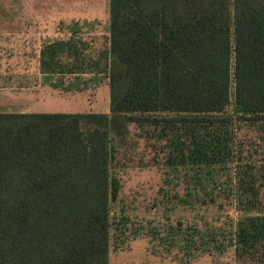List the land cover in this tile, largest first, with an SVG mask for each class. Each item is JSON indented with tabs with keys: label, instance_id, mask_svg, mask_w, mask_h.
Wrapping results in <instances>:
<instances>
[{
	"label": "trees",
	"instance_id": "obj_1",
	"mask_svg": "<svg viewBox=\"0 0 264 264\" xmlns=\"http://www.w3.org/2000/svg\"><path fill=\"white\" fill-rule=\"evenodd\" d=\"M71 36L39 73L104 74L109 110L0 111V264H108L134 237L264 264V0H108L107 47ZM129 167L160 172L148 209Z\"/></svg>",
	"mask_w": 264,
	"mask_h": 264
},
{
	"label": "rangeland",
	"instance_id": "obj_2",
	"mask_svg": "<svg viewBox=\"0 0 264 264\" xmlns=\"http://www.w3.org/2000/svg\"><path fill=\"white\" fill-rule=\"evenodd\" d=\"M60 19L76 20L71 35L78 34L76 38L81 36L90 41L92 49L107 47L108 0H0V111L108 112L109 89L104 74L48 77L39 73L40 47L46 40L69 36L64 27L58 28ZM159 180L156 167L127 168L122 175L124 199H133L130 201L133 206L136 201L143 202L148 209L151 205L146 200L154 196ZM135 213L142 216L149 211ZM205 213L209 218L215 217L212 209ZM230 215L238 217L233 209ZM232 255L230 251L214 262L232 263ZM213 260L215 257L203 255L189 264H211ZM108 264L181 263L152 254L147 238L134 237L120 248L110 250Z\"/></svg>",
	"mask_w": 264,
	"mask_h": 264
},
{
	"label": "crops",
	"instance_id": "obj_3",
	"mask_svg": "<svg viewBox=\"0 0 264 264\" xmlns=\"http://www.w3.org/2000/svg\"><path fill=\"white\" fill-rule=\"evenodd\" d=\"M40 18V17H39ZM20 19H17L16 21H19ZM35 21H37L36 19H34ZM7 21H13V19H8ZM24 21V20H23ZM43 21V20H40ZM60 26L58 27L59 29H66V31L69 33V36L67 38H63V39H68L69 37L71 38V33H72V28L76 27V24L74 25V23L76 22V20H62L60 19ZM64 22V23H63ZM73 26V27H72ZM64 27V28H63ZM61 37V36H59ZM57 39H61V38H54L53 40H57ZM47 41V40H46ZM42 75V74H41Z\"/></svg>",
	"mask_w": 264,
	"mask_h": 264
}]
</instances>
